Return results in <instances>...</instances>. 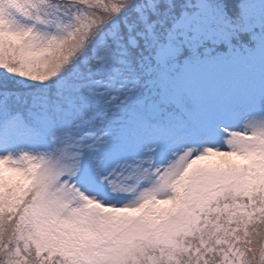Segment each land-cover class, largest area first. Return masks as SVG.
<instances>
[{"label": "snow or ice", "instance_id": "6c2138e0", "mask_svg": "<svg viewBox=\"0 0 264 264\" xmlns=\"http://www.w3.org/2000/svg\"><path fill=\"white\" fill-rule=\"evenodd\" d=\"M0 264H264V0H0Z\"/></svg>", "mask_w": 264, "mask_h": 264}]
</instances>
